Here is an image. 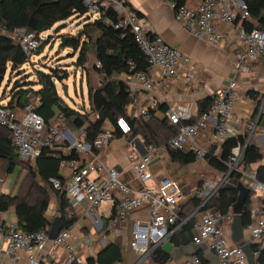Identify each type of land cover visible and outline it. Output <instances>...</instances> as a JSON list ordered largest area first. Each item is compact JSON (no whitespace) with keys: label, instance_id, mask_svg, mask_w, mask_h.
I'll list each match as a JSON object with an SVG mask.
<instances>
[{"label":"built area","instance_id":"obj_1","mask_svg":"<svg viewBox=\"0 0 264 264\" xmlns=\"http://www.w3.org/2000/svg\"><path fill=\"white\" fill-rule=\"evenodd\" d=\"M173 10L174 20L187 32L211 44L224 41L225 34L220 25L229 26L234 30V40L231 48L232 77L228 82L216 89L212 94V103L207 111H203L194 120L190 107L181 104H168L165 117L171 124L179 125L178 132L166 143L159 145H144L145 152H128V170L137 181V186L129 184L122 178L116 167H107L99 159L93 149H104L113 140L111 128L103 130L93 143L84 141V127L70 129L59 128L58 124L47 127L43 118L36 112V104L29 101L20 111H15L0 103V127L11 133L12 146L22 162H33L45 146L63 148L77 156L61 161L60 168H66L68 173L62 180L57 177L48 179L53 189H62L73 212L84 204L83 216L88 219L93 232H103V220L98 215V209L104 202H110L111 207H102L106 218L111 216L110 232L115 238L120 224L128 220L135 210L147 209L146 220H134L130 226L127 243L134 254L138 256L135 264H141L151 256L153 249L168 241L172 233L185 221L180 219L179 202L183 192L177 180L169 176L162 177L157 183L150 184L152 173L150 162L157 156L171 150L191 151L196 159H204L208 153L199 143L200 137L207 131L213 136V146L219 150L229 138L230 129L243 127L247 133L246 143L257 130V120L246 121L241 114H236L234 108L238 101L236 75L251 73L252 62L264 57V30L248 29L246 23L250 20V12L246 0H201L195 7L177 6L168 1ZM88 12L99 14L102 9L110 6L117 12L116 21L111 24L116 29L129 30L134 41L147 61L144 70L132 71L121 75L131 93L137 89L151 91L157 87V74L160 78H175L178 68L191 62L178 48L167 43L150 25L142 22L136 11L119 0H83ZM96 17V16H95ZM0 29V34H1ZM16 42L26 54L36 50L40 39L24 28L12 33ZM133 65L131 64V68ZM184 87L196 93L198 83L195 73L188 69L182 77ZM139 105V100L130 98L131 108L135 115L147 116L150 110L158 105V100L149 95ZM63 121L62 115H58ZM122 138L129 134L130 127L124 116L115 120ZM73 126V125H72ZM60 129H62L60 131ZM142 142L143 139L137 136ZM144 143V142H143ZM244 146L237 144L225 162L228 173L238 171L242 176L251 177L244 167L239 166ZM250 189L258 193L262 202L256 208L249 209V220L245 225L251 239L264 242V182L252 176ZM2 182L0 178V183ZM221 185L203 179L202 189L198 195L203 198L197 211L198 220L193 223L191 240L195 244L206 243L218 259V264H250L241 245H232L226 239L222 223L230 220V213L220 214L214 208L200 210L204 203L215 195ZM113 211V215H111ZM196 213V212H195ZM45 216L53 219L56 210L50 203ZM76 223V222H75ZM74 223V224H75ZM62 228L54 240L48 239L49 229H40L26 234L14 220H6L0 211V264L9 260L14 264L19 259V253L25 255L26 264H86V258L75 249V242L81 240L85 245L92 241V233L82 232L75 225ZM104 236L102 240H104ZM257 258L258 251H254ZM198 257L193 256L186 264H198ZM253 264H261L258 258Z\"/></svg>","mask_w":264,"mask_h":264},{"label":"trees","instance_id":"obj_2","mask_svg":"<svg viewBox=\"0 0 264 264\" xmlns=\"http://www.w3.org/2000/svg\"><path fill=\"white\" fill-rule=\"evenodd\" d=\"M176 3L177 6L184 5L195 7L201 0H168ZM250 12V20L246 23L248 29L256 28L264 30V0H246ZM128 6L126 2L123 3ZM130 7V6H128ZM131 8V7H130ZM133 9V8H132ZM136 11V10H135ZM138 14V12L136 11ZM139 16V14H138ZM71 18H85L81 28L75 34L60 35L59 49L68 48L73 55H77L76 67L84 72L90 56L95 62L92 67L97 75L98 84L91 85L87 81V107L86 112L71 108L66 104L57 90V82H62L68 77V72L58 68L51 69L48 73L37 72L36 81H16L10 90L6 106L15 111H20L26 103L33 101L36 104V112L43 118L47 127L58 124L62 128L58 115L63 120L74 118L82 119L78 127H84V141L92 144L94 139L103 130L105 122H108L113 131V139L122 138V134L115 125L118 116H124L129 124L130 135H140L144 145H159L166 143L179 130V125L171 124L165 117V104H158L155 109L150 110L147 116L128 115L126 109L130 103L128 85L119 76L130 74L132 71L144 70L147 61L141 50L133 39L129 30L116 29L113 24L117 19V12L110 6L102 9L95 17L89 13L83 4V0H0V82L7 72L8 66L11 71L17 70L28 62L30 55L22 51L12 33L16 29L24 28L32 32L40 39L38 48L31 53L40 54L43 51L45 39L41 34L52 29L60 22ZM58 28V27H57ZM131 64L133 67L131 68ZM37 88H34V86ZM212 103V98L206 97L198 101L197 114L192 120L203 111H207ZM91 114L95 117L91 118ZM257 117V124L264 126V111L258 114V108L253 114ZM247 133L237 137L228 138L220 147L219 152L213 155L211 149L206 160L208 164L219 172H228L225 164L231 149L237 144L244 146L239 166L246 167L258 162L262 158L259 148L249 141L246 143ZM104 149H93L99 155ZM172 162L179 165H187L196 161L195 155L188 150H171L167 153ZM77 159L73 151L68 152L63 148L45 146L37 156L34 167H25L20 161L15 148L12 146L11 133L0 127V178L1 183L8 175L22 173L15 191L8 193L0 192V211H13L14 221L26 234L34 233L40 229H49L51 220L45 216L52 197L55 200L56 215L60 216L64 228L71 227L77 218L70 212V206L66 199L64 190L53 189L48 179L57 177L62 180L60 174V162L70 159ZM18 170L15 172V167ZM14 175V174H13ZM16 176V175H15ZM229 179L240 180L242 174L238 171H231ZM255 179L264 182V166H259L255 173ZM181 187V186H180ZM236 187V186H235ZM233 186H221L215 195L208 199L200 210L214 208L220 214H226L236 201L237 189ZM202 189V181L197 184L195 190ZM252 190L249 189L243 207V223L249 220V203ZM203 198L194 196L186 204V210H180V219L185 221L172 233L169 241L178 243L179 234L190 235L193 218L189 217L190 210L200 206ZM262 202V198H261ZM260 202V204H261ZM113 215V211L111 212ZM189 217V218H188ZM110 220L103 219V234H110ZM258 251V261L264 264V248L255 247ZM152 259L163 264L167 255L160 246L153 249ZM121 238L107 239L95 257L86 260V264H119L122 262ZM77 264V263H73Z\"/></svg>","mask_w":264,"mask_h":264},{"label":"crops","instance_id":"obj_3","mask_svg":"<svg viewBox=\"0 0 264 264\" xmlns=\"http://www.w3.org/2000/svg\"><path fill=\"white\" fill-rule=\"evenodd\" d=\"M119 1L122 3L126 2L128 6L136 10L142 22L150 25V27H152L155 32L158 33L167 43L178 48L184 55L189 56L191 60L189 64L178 68V74L175 78L162 79L159 74H157L158 85L155 89L151 91L137 89L131 93V99L136 98L139 100V105H143V100L151 95L158 100V104H165V106L168 104L185 105L190 107L192 113L196 115L198 101L203 98L210 97L216 89L224 86L233 75L231 48L235 35L234 30L229 26L220 25L219 28L223 30L225 39L219 44H211L190 34L174 20L173 10L171 9L168 0ZM191 68L194 71L195 79L199 84L196 93L187 90L182 82V77L185 75L186 71ZM235 77L237 81L238 101L234 108V112L236 114H241L245 122L255 121L258 117L256 116V118H253L255 110L258 108V114L264 111V57H259L252 62V70L250 74L236 75ZM119 78L122 79V76H119ZM96 80L97 85L98 78ZM135 109L136 108L133 107L131 108V105L129 104L126 109V113L128 115L130 114L135 116ZM60 125L62 128L69 127L73 130L75 127V120L74 118H71L69 124H66L65 120H63L60 122ZM103 127L111 128L108 122H105ZM230 127L229 138L237 137L240 134L246 133L243 127ZM137 136L138 135L132 134L128 138H115L98 155V159L105 166L116 167L120 170L122 178L134 186H137V181L127 169V155L128 152L132 150L137 153L145 152V146ZM250 141L259 148L262 154L261 160L257 162L258 164L255 163L257 165L252 166L251 164L244 167L245 171L249 172L252 177L255 176L256 170L259 166H264V126L257 124V130L251 136ZM199 143L201 147L208 152L214 148L213 155L219 152V150H216L212 144L213 136L210 131L205 132L203 136L200 137ZM149 168L152 173V179L149 182L150 184L157 183L164 176L172 177L179 182L183 192V197L179 202L180 210H186L188 208V205L186 204L189 200L194 196V194L198 195V191L195 190V188L199 182L203 181V179L211 180L218 186L235 187L238 183H241L242 186L248 189H250L252 183V178L247 176H242L240 180L236 181L229 179L228 172L223 173L213 169L208 164L206 158L202 160L196 159L194 163L181 166L178 163L172 162L168 154H162L155 157L150 162ZM67 173L68 170L66 168H60V174L62 177H65ZM13 174L14 175L10 176L11 179L6 183V185L4 184L2 186L0 192L8 193L11 191L10 189H13V191L16 190V178L18 173ZM12 186L15 187L13 188ZM238 194L239 192L237 193V196ZM260 202V195L252 192L249 209L256 208L260 205ZM54 204V201H50L51 206H54ZM243 207V202L238 200L236 197L234 205L227 212L232 215V218L223 222L222 228L228 242L232 245H241L246 253L249 263L253 264L257 259L254 255L255 247L264 248V242H255L251 239V236L243 223ZM83 209L84 204H80V206L74 211L77 218L74 225L76 228L82 230V232L92 233V241L88 245H85L81 240H78L75 242V249L87 260L90 257H95L96 253H99V250L105 244L107 239H114V237L111 232L108 236L102 233V238L103 236L105 238L100 241L103 244L95 248L93 246V235H95V232L91 230V225L88 219L83 216ZM197 209L198 207L194 210H190V214L188 215L189 217L192 216L193 223H195L199 218V212ZM98 215L101 216L102 220L106 219V214H103V210L101 213H99L98 210ZM148 216L149 214L147 209L135 210L129 214L126 222L120 224L118 234L115 237L121 238V251L123 259L119 264L136 263L138 256L132 252L127 243V240L129 239L130 226L134 220H146ZM3 217L6 220H13V211L9 210L7 212H3ZM192 233L193 229L191 228L190 235H187L184 232L179 234L177 238L178 243L176 244L170 242L172 247L168 252L163 250L160 246L164 254L167 255V260L163 264H186V262L190 261L193 256L198 257V264H218L217 257L209 249L206 243L195 244L192 242ZM3 264L11 263L9 260H6ZM14 264H26L23 252L19 253V259ZM141 264L158 263H156L152 259V256H150Z\"/></svg>","mask_w":264,"mask_h":264},{"label":"rangeland","instance_id":"obj_4","mask_svg":"<svg viewBox=\"0 0 264 264\" xmlns=\"http://www.w3.org/2000/svg\"><path fill=\"white\" fill-rule=\"evenodd\" d=\"M94 16L98 17L97 13H94ZM85 18L77 19L71 18L64 22L58 23L52 29L43 32L41 34V38L46 41L43 42L42 45L43 51L40 54L30 53V58L28 62H26L21 68L20 72L22 74H18L17 70L11 71L10 66L7 68V72L4 75L2 81L0 82V103L2 105L6 104L9 99L10 90L13 87L16 81H36L37 72L48 73L51 69H60L62 71L68 72V77L64 79L62 82H57V90L59 95L63 98L68 106L74 108L76 110L84 111L88 109L87 107V81L91 82V85L96 86V75L94 74L92 67L94 63L93 56H90L88 62L86 64V69L82 73L81 68L76 67L75 62L77 59V55H73L70 49H59L60 35L63 34H75L78 29L81 28V24L84 22ZM58 27V28H57ZM23 75L26 77L22 78ZM66 86L67 95L63 94L62 87ZM34 88H37L35 85ZM91 117H95L94 114H91ZM62 129H60L61 131ZM257 163V162H256ZM258 164V163H257ZM255 163L252 166L257 165ZM26 168L34 167L33 162H24L23 164ZM19 165L15 167V172L19 169ZM20 175L16 178V185L20 180ZM13 175V174H11ZM5 179L3 183H0V190L2 186L11 179L10 176ZM15 185V186H16ZM14 186V187H15ZM13 187V186H12ZM11 187V188H12ZM13 187V188H14ZM13 191V189H10ZM55 202L52 197L51 202ZM106 206L108 209L111 207L110 202H104L101 204V207L98 209L99 213L102 212V207ZM54 208L56 210V206L54 204ZM102 232H95L93 235V246L96 248L97 246L102 245Z\"/></svg>","mask_w":264,"mask_h":264},{"label":"water","instance_id":"obj_5","mask_svg":"<svg viewBox=\"0 0 264 264\" xmlns=\"http://www.w3.org/2000/svg\"><path fill=\"white\" fill-rule=\"evenodd\" d=\"M67 88L66 86H63L62 87V91H63V94L64 95H67V92H66ZM71 121V119H67L65 120V123L66 124H69ZM80 122H83L82 119H79V120H75V128L78 127V123ZM236 189L238 190L239 194L237 196L238 200L242 201L243 204H244V200H245V197L247 195V193L249 192V189L248 188H245L244 186H242L241 183H238L237 186H236ZM63 228V222H62V219L60 216L56 215L53 217V219L51 220V224H50V227H49V233H48V239L51 241V240H54L56 238V235L58 234V232ZM172 247L170 241H166L165 243H163L161 245V248L165 251H169V249ZM98 253H96L97 255Z\"/></svg>","mask_w":264,"mask_h":264}]
</instances>
